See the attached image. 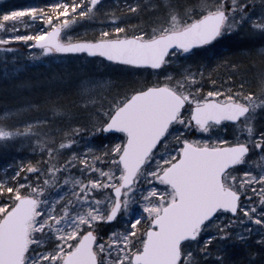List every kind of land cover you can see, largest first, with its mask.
<instances>
[{"label":"snow or ice","instance_id":"snow-or-ice-1","mask_svg":"<svg viewBox=\"0 0 264 264\" xmlns=\"http://www.w3.org/2000/svg\"><path fill=\"white\" fill-rule=\"evenodd\" d=\"M232 36L247 66L217 51ZM17 42L96 63L57 73L74 96L43 117L0 110V148L33 156L0 174V264H208L214 244L229 264L252 239L264 260V0H40L0 16L3 73Z\"/></svg>","mask_w":264,"mask_h":264},{"label":"trees","instance_id":"trees-1","mask_svg":"<svg viewBox=\"0 0 264 264\" xmlns=\"http://www.w3.org/2000/svg\"><path fill=\"white\" fill-rule=\"evenodd\" d=\"M39 2L40 0H34L35 4ZM105 2L111 4L108 0H105ZM131 23H135V21H131ZM96 24L97 26H100L99 23H96ZM92 34H87V35L91 36ZM249 49H250V45L247 44L245 38H243L242 36L228 37L227 39L223 40L221 44L217 46V51H219L223 57H229V58H233L239 61L242 67L247 66L253 59V54L250 52ZM245 55H247L246 58H245ZM83 58L84 57H80V59H83ZM17 59L19 61V66L21 69V71L19 72V75L21 72L32 74L41 69H44L47 64V63L44 64L42 62H32L29 58L21 57L19 55L17 56ZM256 59L258 60L259 58L256 57ZM55 60H59V59H55ZM50 61H53V60H50ZM89 63H93V61H89ZM189 63H192V61H189ZM218 63H219V58H214L211 68L216 69V65ZM8 65L10 68H13L15 65V62L12 60L11 57H9ZM3 67H4L3 59H2V56H0V110H3L9 106L17 105L18 103H20L18 101L23 96H24L23 98L25 99L27 98V94L25 92L23 93V95H21L17 99H9L13 94L3 95L2 90L4 88H7V87L10 88V85L14 86L17 83L16 72L13 71L10 74L3 73L2 71ZM218 71H219L220 76L223 78V81H225L227 79L226 73L230 71V69L220 68ZM6 76L8 78L10 77V79L6 78ZM238 76L239 74H237V78ZM113 79L116 81V84H119V80H117V78H113ZM31 102L39 104L40 106L39 111H34L32 114L36 117H43L46 114V109L48 107V105L44 103L45 100L40 98V102L39 101L35 102V100H32ZM30 158H33V156L31 155L30 149L25 147L23 150H19L18 144L10 145L6 148H0V174H3L4 170L7 168L9 164L19 163L21 159L27 161ZM35 158H39V157L36 156ZM212 247L213 246H210L211 249ZM258 251L259 249L253 246H244V245L237 244L234 247H230L229 248V253H230L229 264H250L249 258L251 256L253 257L252 260H257L258 262H260L262 258L259 255H256Z\"/></svg>","mask_w":264,"mask_h":264},{"label":"rangeland","instance_id":"rangeland-1","mask_svg":"<svg viewBox=\"0 0 264 264\" xmlns=\"http://www.w3.org/2000/svg\"><path fill=\"white\" fill-rule=\"evenodd\" d=\"M111 4L118 3L119 0H108ZM258 3V0H257ZM34 0H0V16L3 15L5 11H11L17 8H22V7H27L30 5H34ZM100 26H97L95 23H87L82 25L80 28L77 29V32L80 34H84L85 32L87 34H92L94 29H99ZM24 26L21 25V32H23ZM17 46L20 47V52L19 56L21 57H27V49L25 46L21 45L20 42H17ZM2 56V54H0ZM250 56V55H249ZM247 55H245V58ZM30 59V58H29ZM91 60H86L85 58L80 59V60H72V61H61V60H46L42 61V63H47L46 67L44 69H41L37 72H34L32 74L26 73V72H21L19 75V72H16L17 75V83L12 86L10 85V88H4L2 90L3 95H8V94H13L9 99H17L23 93L25 92L27 94V98H21L18 102V104L21 103H26L27 101H32L35 100V102H40V98L50 101H62L67 103V101L73 99L74 96V87L66 82H62L60 79L57 77V73L63 72L67 68H70L71 71L75 74L78 71H84L85 69H81V64H87L89 67H92L93 64L96 62L93 61V63H89ZM186 63H189L187 61ZM97 70L103 71V68L99 65H96ZM6 78H8L6 76ZM113 78H117L119 80V84L126 83L127 78L126 77H116L114 76ZM112 78V79H113ZM10 79V77L8 78ZM21 82H29L30 86L26 88H21L19 85ZM113 82L116 84V81L113 79ZM225 85H227V79L223 81ZM25 148V147H24ZM24 148H21V146L18 144V149L23 150ZM123 223V222H121ZM216 246L213 245L211 249L212 255L207 258L208 264H213V261L215 257L218 255L216 252ZM248 246H255V239H252L250 244ZM252 257V256H251ZM253 259V257H252ZM254 264H264V260L261 259L260 262L257 260H253Z\"/></svg>","mask_w":264,"mask_h":264}]
</instances>
